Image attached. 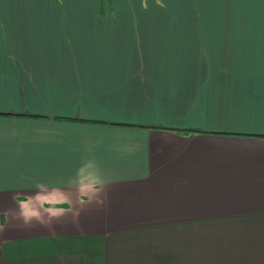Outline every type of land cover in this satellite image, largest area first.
I'll use <instances>...</instances> for the list:
<instances>
[{
	"label": "crops",
	"instance_id": "1",
	"mask_svg": "<svg viewBox=\"0 0 264 264\" xmlns=\"http://www.w3.org/2000/svg\"><path fill=\"white\" fill-rule=\"evenodd\" d=\"M0 264H264V0H0Z\"/></svg>",
	"mask_w": 264,
	"mask_h": 264
}]
</instances>
